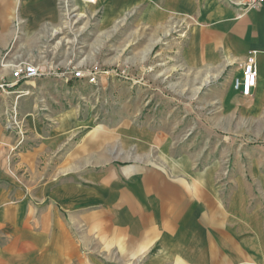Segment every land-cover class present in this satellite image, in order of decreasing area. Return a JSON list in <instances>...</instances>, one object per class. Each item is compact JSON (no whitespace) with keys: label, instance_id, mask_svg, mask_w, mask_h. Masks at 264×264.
<instances>
[{"label":"crops","instance_id":"0c3cea01","mask_svg":"<svg viewBox=\"0 0 264 264\" xmlns=\"http://www.w3.org/2000/svg\"><path fill=\"white\" fill-rule=\"evenodd\" d=\"M66 2L81 10L73 13ZM135 9L138 39L131 26ZM78 18L79 30L86 26L95 37H112L122 29L125 36L113 43L115 49L137 40L140 55L130 57L129 65H141L172 31V72L182 68V80L196 88L218 83L220 93L236 94L247 112H264V5L0 0V81L9 80L12 68L26 61L49 68L47 75L14 85L11 91L26 85L17 90L26 95L0 113V264H264L260 160L244 169L239 159L236 169L222 177L218 160L177 151L163 126L131 116L98 121L92 111L81 116L73 104L52 106L53 85L76 79L53 66L66 67L70 59L79 65L98 63L93 54L69 58L70 51L53 43V36L71 32ZM159 49L164 46L156 55ZM250 52L256 77L243 96L232 81ZM114 59L99 63L114 64ZM41 81L47 94L35 101ZM10 138L18 147L34 139L31 148H18L19 164L11 171L5 168L3 147Z\"/></svg>","mask_w":264,"mask_h":264},{"label":"rangeland","instance_id":"374dc122","mask_svg":"<svg viewBox=\"0 0 264 264\" xmlns=\"http://www.w3.org/2000/svg\"><path fill=\"white\" fill-rule=\"evenodd\" d=\"M70 3L66 2L67 7L74 9L73 13L77 14L81 9L76 4L69 5ZM64 4L63 6L66 5ZM136 12V9L133 10L131 26L138 30L135 37L138 39L140 28L135 26ZM89 29L84 26L79 30L78 18L71 32L63 31L54 35L53 43L58 44L61 49L70 51L69 58L87 59V56L91 57L93 54L98 59V63L79 65L70 59V64L66 67H53L63 70L74 66L84 71H95L97 82L88 83L85 79L76 78L71 79L70 84L67 82L68 85L60 86L59 83H55L52 88V98H49L52 106L64 107L73 104L80 108L81 116L86 111H92L98 121L110 116L116 118L131 116L134 121L163 126L171 133L177 151L199 154L201 160H218L216 163L223 171L222 177L229 176V173L236 169L239 159L243 160L244 169H251L255 160H260V168H264V112L258 114L247 112L244 108L245 103L239 101L235 97L236 94L232 96L230 93H220L221 88L217 87L218 83L211 82L206 85L199 83L200 87L196 88L182 80L186 74L182 68L178 71L175 68L172 72L170 44L172 31L155 45L153 53L149 52L147 59H143L141 65H129L126 61L130 57L140 55L137 40L128 41L126 45L123 44L115 49L113 43L118 45L125 36L122 29H117V33L112 37L98 34L96 37L100 40L97 43H95V34L88 33ZM82 33L86 35L84 39ZM160 46H164V49H159L160 52L156 55L154 52ZM102 58H115V62L100 64L99 60ZM44 84L45 82L41 81L35 87L40 89L39 92L33 93L35 101L44 100V95L47 94L43 92ZM16 88L9 93H0V113L18 105V101L26 95V93H17L19 89L25 90L26 85L21 84ZM19 94L23 95L18 97ZM224 96L228 98L225 99ZM32 105V100L27 102L28 107ZM0 123L2 124V120ZM33 141L34 139L31 138L28 143L31 144ZM9 142L3 147L6 148L5 168L11 171L14 170V165L19 164L18 148L25 151L32 145L12 146L11 138ZM43 164V162L39 163L41 168ZM19 169L26 171L25 165L23 167L20 165ZM133 264L140 262L138 260Z\"/></svg>","mask_w":264,"mask_h":264},{"label":"built area","instance_id":"2783aa9c","mask_svg":"<svg viewBox=\"0 0 264 264\" xmlns=\"http://www.w3.org/2000/svg\"><path fill=\"white\" fill-rule=\"evenodd\" d=\"M95 1V0H88ZM242 4L246 9H260L264 5V0H242ZM63 74H71L77 79H85L88 83L97 82V72L92 70H82L79 68H64ZM49 68L43 64H37L34 61H26L12 68L11 78L9 80L0 81V93H9L11 88L23 80L35 79L47 75ZM256 77V63L254 53L250 52L243 63L241 75L232 81V86L240 95H248L254 84Z\"/></svg>","mask_w":264,"mask_h":264}]
</instances>
